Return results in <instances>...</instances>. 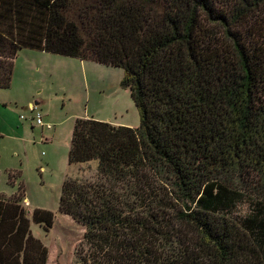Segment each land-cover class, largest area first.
Listing matches in <instances>:
<instances>
[{
	"label": "trees",
	"instance_id": "1",
	"mask_svg": "<svg viewBox=\"0 0 264 264\" xmlns=\"http://www.w3.org/2000/svg\"><path fill=\"white\" fill-rule=\"evenodd\" d=\"M25 50L123 70L140 117L75 122L73 264H264V0H0V89ZM25 194L0 195V264H48Z\"/></svg>",
	"mask_w": 264,
	"mask_h": 264
},
{
	"label": "rangeland",
	"instance_id": "2",
	"mask_svg": "<svg viewBox=\"0 0 264 264\" xmlns=\"http://www.w3.org/2000/svg\"><path fill=\"white\" fill-rule=\"evenodd\" d=\"M123 76L121 69L25 50L16 59L11 88L0 89V195L11 197L22 188L29 201L24 198L22 206L29 213L44 209L56 215L49 234L31 224L33 236L49 250L48 264H73L83 240L84 229L58 212L65 179H96V163L68 165L76 120L140 125L131 92L121 86ZM36 102L53 130H42L32 121L28 108Z\"/></svg>",
	"mask_w": 264,
	"mask_h": 264
},
{
	"label": "built area",
	"instance_id": "3",
	"mask_svg": "<svg viewBox=\"0 0 264 264\" xmlns=\"http://www.w3.org/2000/svg\"><path fill=\"white\" fill-rule=\"evenodd\" d=\"M29 112L34 116L32 121L35 122L36 126L41 128L42 130L51 131L53 130V126L47 123H44L43 116L38 112V108L36 105H30L28 108ZM22 120H26L24 116L21 117Z\"/></svg>",
	"mask_w": 264,
	"mask_h": 264
},
{
	"label": "crops",
	"instance_id": "4",
	"mask_svg": "<svg viewBox=\"0 0 264 264\" xmlns=\"http://www.w3.org/2000/svg\"><path fill=\"white\" fill-rule=\"evenodd\" d=\"M40 103L39 102H36L35 103V105H39ZM86 119H94V118H86ZM94 120H96V119H94ZM96 121H98V120H96ZM101 122V121H100ZM112 125H115V124H112ZM115 126H119V125H115ZM124 127H127V126H124ZM133 128H137V127H133ZM25 199L28 201V199L26 198V196H25ZM28 203H29V201H28ZM29 206H30V204H29ZM62 216H64V215H62ZM66 218H67V220H71V221H73L70 217H68V216H65ZM55 226V225H54ZM48 262H49V260H48Z\"/></svg>",
	"mask_w": 264,
	"mask_h": 264
}]
</instances>
